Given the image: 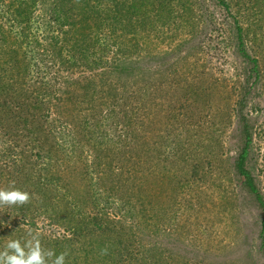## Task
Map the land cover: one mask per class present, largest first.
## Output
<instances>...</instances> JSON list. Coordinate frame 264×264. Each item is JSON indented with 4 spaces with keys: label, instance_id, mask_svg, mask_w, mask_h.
Wrapping results in <instances>:
<instances>
[{
    "label": "rangeland",
    "instance_id": "obj_1",
    "mask_svg": "<svg viewBox=\"0 0 264 264\" xmlns=\"http://www.w3.org/2000/svg\"><path fill=\"white\" fill-rule=\"evenodd\" d=\"M182 5H186L187 9L184 10ZM170 9L171 15H167L164 9L161 12L157 10V19L163 20V24L158 25L160 28H138L133 35L118 29L116 39L122 42L118 43L119 46L123 48L128 44L129 49L123 53L125 58L122 52L108 54L107 58L123 57H120L121 61L115 59V62H108L109 81L116 82L117 88H123L124 85L126 88H137L149 81V93H153L155 102L180 100L179 103L190 104L188 119L183 118L182 129H175L177 132L182 130V155L185 158L182 159V170H189L194 163L201 164L200 172L204 168L208 177H199L192 188L183 184L176 206H170L168 195L173 184H166L169 181L166 174L170 175L167 171L173 166L171 158L167 159L168 153H172L171 147L164 142L165 147L159 154L154 150L162 143L161 136H168L170 140L168 121L161 110L155 116L150 114L145 117L147 121L144 126L147 127L145 130L141 127V131L144 130L142 136L149 141L148 146L154 152L147 149L146 157L142 155L148 146L143 143L138 145L140 137L131 148L142 146V149H137L142 155L139 156L141 162L156 167L146 177L135 179L136 183L141 181L138 184L140 186L122 189V201L127 206L128 202L135 204L131 208L133 211L126 214L129 211L117 204H109L110 207L106 208L108 216L131 228L116 227L115 232H108L110 229L93 231L86 238H81L85 244L77 243L56 253H68L65 264H103L104 261L114 264L120 248L124 246L137 254L144 249H158L157 253L163 254L161 258L167 260L168 264H264L260 249L261 208L241 187L232 167L233 158L241 146L233 109L235 101L243 93L244 84H248L250 88L246 87L249 90L245 111L253 123L250 170L264 195V0H173ZM236 22L248 33L245 40L249 53L258 58V78L250 74L249 64L238 54ZM30 62L32 64L33 59ZM36 64L40 71L34 73L31 70L33 66H30L31 74L40 81L49 79L55 86L58 73L61 74L57 77L60 83L65 82L63 78L67 76L78 77L89 73L83 67L75 71L69 67V71L62 72L55 67L45 69L42 59ZM41 70L50 72L45 75ZM173 77L182 78V83L177 85ZM159 86L163 95H158L160 93L157 94L155 90ZM186 86L196 88L187 89ZM8 88L18 89V86L15 84ZM181 91L182 98L178 99ZM155 108L158 106H151L152 110ZM136 128L140 126L136 124ZM112 129V135L111 130H105L110 137L104 138L109 139L111 145L112 136L117 139V134H121V128ZM83 155L82 159H90L88 151ZM80 164L72 163L66 172L71 182L69 195L72 201L69 207L89 216L93 214L94 208L82 185L85 179H82ZM125 166L128 168V163ZM133 172L125 175L132 179ZM177 173L181 175L180 170ZM95 175L94 168H89L87 182L93 183ZM17 182L20 190L37 193L32 180L30 183L20 178ZM139 188V195L147 203L143 211H140L135 196ZM127 199L128 202L125 201ZM25 205L27 203L23 208ZM61 207L52 204L47 214H39L36 210L32 213L19 207H0V248L11 239L8 229H12V233L27 230L26 236L31 230L39 234V240L44 239L42 246H46V241L51 243L53 235L68 234L69 220L63 215ZM31 219V226H28ZM101 242L105 245L99 248ZM106 245L110 246V250L116 249L110 257L100 254ZM47 246L55 250L60 244Z\"/></svg>",
    "mask_w": 264,
    "mask_h": 264
},
{
    "label": "trees",
    "instance_id": "obj_2",
    "mask_svg": "<svg viewBox=\"0 0 264 264\" xmlns=\"http://www.w3.org/2000/svg\"><path fill=\"white\" fill-rule=\"evenodd\" d=\"M172 2L173 0H0V188H8L14 182V186L20 189L17 180L22 178L28 182L32 180L34 183H30L37 191L36 194H33V190L28 191L32 195L24 208L23 205L3 207H19L24 211L30 210L33 213L36 210L39 214H47L50 205H61L63 215L69 220L68 234L53 235L51 243L45 242L60 244L54 250L55 253L77 243L85 244L81 238H86L93 231L110 229L108 232H115L116 227L131 228L130 225L108 216L106 208L110 207L109 204H117L129 211L126 214L133 211L131 208L135 204H130L127 199V206L122 201L123 190L140 186L138 184L141 181L136 183L135 179L146 177L156 167L141 162L139 157H146L147 149L154 152L148 146L149 141L142 136L147 127L144 126L147 121L145 117L150 114L155 116L161 110L169 125L170 140L167 139L168 136H161L162 143L154 147V150L159 154L165 147L163 143L167 142L173 153H168L167 159L171 158L173 166L167 171L170 175L166 174L169 177L166 184H173L168 195L170 206H176L183 184L192 188L199 177H208L204 168L200 172L201 164L194 163L189 170H182V159H185L182 155V130L177 132L175 129H182L183 118L188 119L190 104L179 103L180 100L155 102L153 93H149V81L137 88H126L125 85L117 88L116 82L109 81L108 62H115V59L121 61L122 56L107 58L108 54H123L129 49L128 44L123 48L119 46L118 43L122 42L116 39L118 29L133 35L138 28H160L158 25L163 24V20L157 19L159 16L156 14L164 9L167 15H171ZM224 5L228 7L227 4ZM182 6L184 10L187 9L186 5ZM236 29L238 54L249 64L250 74L258 78L259 62L255 55L249 53L245 40L248 33L237 22ZM123 55L125 58V54ZM30 59H33L32 64H29ZM40 59L43 60L45 69L55 67L62 72L69 71V67L73 71L83 67L89 73L78 77L67 76L66 79L63 78L65 82H61L62 84L57 79L61 75L58 73L55 86L51 84V80L40 81L31 74L30 66H33L31 70L34 73L40 71L36 64ZM49 72L50 70H41L45 75ZM173 79L177 85L182 83L180 77ZM15 84L18 89L8 88ZM246 87L250 88L248 84H244L243 93L235 101L233 109L241 146L233 158L232 167L241 187L261 208L263 216L260 249L264 256V195L250 170L249 151L253 123L245 111L249 90ZM155 90L157 94L160 93L158 95H163L160 86ZM150 96L152 97L148 99ZM177 97L182 98V91ZM153 105L158 108L152 110ZM136 124L140 128H136ZM112 127L115 130L117 127L121 128L117 139L112 136L113 145L109 143V139H104L110 137L106 131L111 130L112 135ZM139 137L138 145L143 143L148 146L142 155L137 150L142 149V146L131 148ZM85 151L89 152L90 159H82ZM74 162H81L80 173L83 175L82 179H85L82 185L94 208L93 214L89 216L69 207L72 201L69 195L71 182L66 172ZM127 163L128 168L125 166ZM91 167L96 174L93 183L86 180ZM132 170L134 172L130 179L125 174ZM179 170L181 175L177 173ZM144 181L142 183L147 187ZM144 185L141 187L142 192ZM137 191L135 196L138 198L140 211H143L147 203L139 195L140 188ZM157 193L160 194V191ZM33 218L35 219L34 216ZM31 223L32 219L28 226ZM8 231L10 240L19 239L21 244L28 238L25 235L27 230L23 233H12V229ZM40 237L44 238L42 235ZM41 242L44 244V239L39 240L42 248H50L47 244L42 246ZM104 245L101 242L99 248ZM106 247V255L110 257L116 249L110 250L108 245ZM157 251L158 249H144L137 254L124 246L123 249L120 248L114 264H164L162 261L168 264L167 260H162L163 254L159 255ZM104 262L103 264H110Z\"/></svg>",
    "mask_w": 264,
    "mask_h": 264
},
{
    "label": "clouds",
    "instance_id": "obj_3",
    "mask_svg": "<svg viewBox=\"0 0 264 264\" xmlns=\"http://www.w3.org/2000/svg\"><path fill=\"white\" fill-rule=\"evenodd\" d=\"M30 194L10 184L8 188H0V207L24 205L30 201ZM28 238L21 244L19 239L7 241L3 250H0V264H65L68 253L56 254L52 249H44L39 243V234L31 230ZM101 255L107 254V247L101 249Z\"/></svg>",
    "mask_w": 264,
    "mask_h": 264
}]
</instances>
